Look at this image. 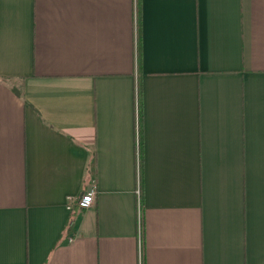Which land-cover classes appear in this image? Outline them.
I'll list each match as a JSON object with an SVG mask.
<instances>
[{"label": "crops", "instance_id": "crops-1", "mask_svg": "<svg viewBox=\"0 0 264 264\" xmlns=\"http://www.w3.org/2000/svg\"><path fill=\"white\" fill-rule=\"evenodd\" d=\"M0 264H264V0H0Z\"/></svg>", "mask_w": 264, "mask_h": 264}, {"label": "built area", "instance_id": "built-area-1", "mask_svg": "<svg viewBox=\"0 0 264 264\" xmlns=\"http://www.w3.org/2000/svg\"><path fill=\"white\" fill-rule=\"evenodd\" d=\"M95 197V190L93 188L87 189L86 191L82 192L81 195L77 198H72L71 196L68 197V209H72L73 205L77 208L84 209L89 207Z\"/></svg>", "mask_w": 264, "mask_h": 264}, {"label": "trees", "instance_id": "trees-1", "mask_svg": "<svg viewBox=\"0 0 264 264\" xmlns=\"http://www.w3.org/2000/svg\"><path fill=\"white\" fill-rule=\"evenodd\" d=\"M74 211H75V210H72V215H71V218H70V220H69L70 223H72V220H73V219H72V217H73V213H75Z\"/></svg>", "mask_w": 264, "mask_h": 264}, {"label": "rangeland", "instance_id": "rangeland-1", "mask_svg": "<svg viewBox=\"0 0 264 264\" xmlns=\"http://www.w3.org/2000/svg\"><path fill=\"white\" fill-rule=\"evenodd\" d=\"M17 84H18V82L16 81L15 85H17Z\"/></svg>", "mask_w": 264, "mask_h": 264}]
</instances>
